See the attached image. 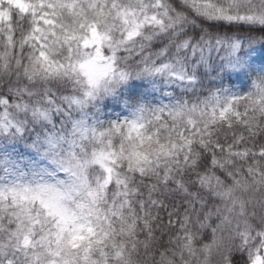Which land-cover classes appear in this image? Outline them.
<instances>
[{
    "label": "clouds",
    "instance_id": "9594fccd",
    "mask_svg": "<svg viewBox=\"0 0 264 264\" xmlns=\"http://www.w3.org/2000/svg\"><path fill=\"white\" fill-rule=\"evenodd\" d=\"M0 264H264V0H0Z\"/></svg>",
    "mask_w": 264,
    "mask_h": 264
},
{
    "label": "snow or ice",
    "instance_id": "6c2138e0",
    "mask_svg": "<svg viewBox=\"0 0 264 264\" xmlns=\"http://www.w3.org/2000/svg\"><path fill=\"white\" fill-rule=\"evenodd\" d=\"M222 116H223V114H222ZM209 179L210 178H205V182H207ZM45 206H47V205H45ZM76 239H84V237H79V236L73 237V240H76ZM73 246L76 247L77 245L73 244Z\"/></svg>",
    "mask_w": 264,
    "mask_h": 264
}]
</instances>
